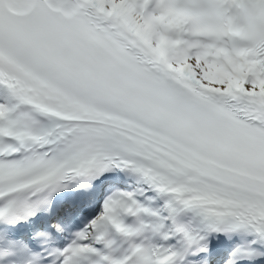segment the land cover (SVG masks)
<instances>
[{
  "label": "snow or ice",
  "instance_id": "obj_1",
  "mask_svg": "<svg viewBox=\"0 0 264 264\" xmlns=\"http://www.w3.org/2000/svg\"><path fill=\"white\" fill-rule=\"evenodd\" d=\"M0 264H264V0H0Z\"/></svg>",
  "mask_w": 264,
  "mask_h": 264
}]
</instances>
